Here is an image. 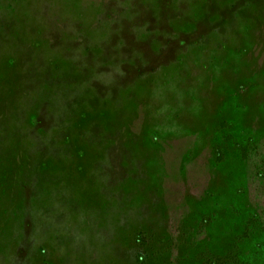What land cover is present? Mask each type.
<instances>
[{
    "label": "rangeland",
    "instance_id": "rangeland-1",
    "mask_svg": "<svg viewBox=\"0 0 264 264\" xmlns=\"http://www.w3.org/2000/svg\"><path fill=\"white\" fill-rule=\"evenodd\" d=\"M244 232L264 264V0H0V264Z\"/></svg>",
    "mask_w": 264,
    "mask_h": 264
},
{
    "label": "trees",
    "instance_id": "trees-1",
    "mask_svg": "<svg viewBox=\"0 0 264 264\" xmlns=\"http://www.w3.org/2000/svg\"><path fill=\"white\" fill-rule=\"evenodd\" d=\"M43 125L40 122V119L37 123V128H41ZM248 237V234L246 232L243 233L240 237H238L236 240L229 242L228 246L223 249L222 251H214L209 250L207 252H203L199 255V258L201 259L202 263L211 261L213 264H250L246 259L242 257V246L239 244L240 241H242L244 238ZM139 240V238H138ZM138 255L140 257V262L142 264L146 263L148 260V252H151L152 247L145 248L146 245L149 244V239L147 237H141L140 241L138 243ZM173 264H184L182 260H178L176 263Z\"/></svg>",
    "mask_w": 264,
    "mask_h": 264
}]
</instances>
